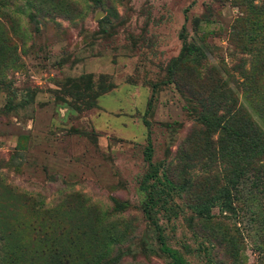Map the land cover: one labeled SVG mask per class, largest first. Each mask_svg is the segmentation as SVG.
<instances>
[{"label":"rangeland","instance_id":"rangeland-1","mask_svg":"<svg viewBox=\"0 0 264 264\" xmlns=\"http://www.w3.org/2000/svg\"><path fill=\"white\" fill-rule=\"evenodd\" d=\"M262 164L264 0H0V264H264Z\"/></svg>","mask_w":264,"mask_h":264},{"label":"trees","instance_id":"trees-1","mask_svg":"<svg viewBox=\"0 0 264 264\" xmlns=\"http://www.w3.org/2000/svg\"><path fill=\"white\" fill-rule=\"evenodd\" d=\"M99 1L100 0H96L97 3ZM184 50L186 51V49H184ZM187 52L189 54H194L196 52V49L193 46H189L187 48ZM218 124H220V123L218 122ZM152 152H153L152 145H151V143H149L148 148H147V153H146V156H147V159L149 162H151V159H152ZM151 169H152V172L149 176L150 179L155 177L157 179V181L159 183H161L160 182L161 178L159 177V171H158L159 169L156 168L152 163H151ZM250 173L253 174L252 180L254 181V183L252 184V188L256 189L260 193L264 194V164L260 165L259 167H251ZM163 178H164V181L162 183L165 187H167V186L168 187H174L173 180L170 179L169 177H167L165 173L163 174ZM239 179H240V175H237V180L235 182H238ZM252 194H254V193H252ZM232 200L234 201V199H232ZM232 202H230L229 204H227L225 202V205H226L225 210L227 212H232L234 210L233 206H232V204H233ZM156 205H158L157 200H155V197L152 194H150V199L148 200L147 204L145 205V212L149 216H152L151 214L156 209ZM196 212L202 219H205V220H210L214 217L212 212H211V209L209 210L206 206H203V205H197L196 206ZM106 231H108V230H106ZM106 231H105V238L108 237L106 234ZM108 233H110V232H108ZM108 235H110V234H108ZM113 238H115V237L109 236L106 240L105 246L104 247L102 246L101 249L99 250V252L94 256V259L91 262H88L87 264H102L104 261H107L106 264H109V261L107 260V258L110 256L111 245H112L111 240L114 241ZM159 239H160L159 249H160L161 253L166 258L169 259V261H170L169 264H192L186 260L184 255L179 250L170 247L164 238H159ZM47 264H53V259L49 260Z\"/></svg>","mask_w":264,"mask_h":264}]
</instances>
